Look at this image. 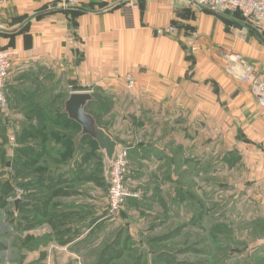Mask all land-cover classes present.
Returning a JSON list of instances; mask_svg holds the SVG:
<instances>
[{"label":"crops","instance_id":"0c3cea01","mask_svg":"<svg viewBox=\"0 0 264 264\" xmlns=\"http://www.w3.org/2000/svg\"><path fill=\"white\" fill-rule=\"evenodd\" d=\"M78 9L62 8L50 0H7L0 5V48L17 52L6 80V96L7 92L23 95L25 88L32 94L18 100L40 105L50 95L45 101H62L59 116L66 121L64 102L72 91L65 96L64 90L69 82L78 86L75 91L91 94L85 110L93 117L91 108L99 104L95 91H105L106 99L114 101L109 107L125 126L143 128L154 137L130 144L133 171L129 178L146 181L151 170L161 178L162 166L168 164L167 179L173 186L183 179L196 182L197 191L205 196L212 174L222 181L223 189L226 182H234L238 197H264V107L249 81L228 74L223 57L230 52L242 54L254 78L264 81V29L220 19L181 0H142L136 10L119 7L104 18L78 13ZM101 21L104 27L133 38L129 43L135 46L116 55L121 62L114 61L113 46L99 57ZM173 23L186 29L171 37L156 34L157 27ZM125 73L135 77L131 91L124 89ZM41 84L44 89L36 91ZM81 137L73 160H68L74 167L64 162L58 168L64 172L61 185L68 191L64 196L75 198L73 204L57 210L67 215L57 222L58 231L64 232L60 253L55 255L59 264H91L96 259L97 252L81 250L95 245L91 232L97 230L98 218L106 211V196L99 198L97 191L71 183L83 176L76 164L88 159L90 173L100 151L91 138ZM65 147L66 142L58 144L57 154ZM192 187L186 184L187 190ZM46 229L51 231V227ZM38 253L26 256L25 264H43L47 257L50 263L54 261L52 255L39 259Z\"/></svg>","mask_w":264,"mask_h":264},{"label":"rangeland","instance_id":"374dc122","mask_svg":"<svg viewBox=\"0 0 264 264\" xmlns=\"http://www.w3.org/2000/svg\"><path fill=\"white\" fill-rule=\"evenodd\" d=\"M141 1L116 3L114 0H91L89 4H81L78 13H93L104 18L119 7L136 10ZM188 5L208 11L220 19L244 23L233 12ZM103 24L101 21L99 25V57L105 56L106 48L113 46L114 61L121 62V58L117 59L116 55L120 57L122 50L135 46V43H129L133 38L121 35L116 29L104 27ZM168 25L174 26V32H166L163 30L166 26H160L156 28V34L171 37L176 36L180 29H186L178 23ZM122 82L127 91L135 87V77L131 73L123 74ZM44 87L41 84L35 90ZM22 89L25 91L23 95L7 92V107H0V264H25L26 256L38 252L39 259L48 255L54 257L51 263L47 257L43 264H59L55 255L60 253L58 244L64 232L58 231L60 227L57 222L67 218V215L59 214L57 210L64 204H73L75 198L55 194L47 186L56 180L61 182L64 173L63 170L58 171L61 164L66 162L68 168L74 167L75 164H69L68 160H73L72 156L79 149L82 137L76 125L62 121L59 116L62 101H45L50 96L47 95L42 98V105H32L27 100H18L21 96L29 98L32 94ZM74 89L79 88L69 82L65 86V96ZM95 92L99 97V104L91 108L95 120L117 140V148H128V167L123 184L129 196L118 212H109L110 160L106 159L101 150L98 151L97 162L92 164L90 173L88 159H82L81 165L76 164L77 171L83 176L71 183L86 191H97L99 198L106 196V211L98 218L97 230L91 232L92 242L96 243L90 249L87 244L81 251H100L120 229H124V235L130 238L129 248L114 264H131L138 256L142 257L145 264H152L153 255L161 251L173 253L179 261L193 264H264V197L243 194L238 197L234 182H226L223 189L222 181L218 182V176L212 174L209 176L208 195L205 196L197 191L196 182L183 179L173 186L167 179L171 173L168 164L162 166L164 174L161 178L153 175V170L146 175L150 177L146 181L129 178V173L133 171L129 158L130 144L143 139L152 141L154 137L143 128L132 130L125 126L121 117L116 116L109 107L114 101L109 100V97L106 99L107 92L99 89ZM21 105L23 107L20 110ZM19 121L23 124H19ZM61 142H66V147L57 154ZM49 146H52L50 150ZM136 171L139 172V169ZM61 184L58 186L64 188ZM186 184H194V187L187 190ZM187 191L188 199L185 198ZM174 192L176 196H173ZM16 200H19L17 206ZM97 202L100 208L103 207L102 200ZM46 227H51V231L48 232ZM35 231L40 233H33ZM42 238L43 241H39Z\"/></svg>","mask_w":264,"mask_h":264},{"label":"built area","instance_id":"2783aa9c","mask_svg":"<svg viewBox=\"0 0 264 264\" xmlns=\"http://www.w3.org/2000/svg\"><path fill=\"white\" fill-rule=\"evenodd\" d=\"M62 8L79 7L86 1L91 0H50ZM105 1V0H102ZM107 1V0H106ZM116 3L131 2L132 0H114ZM194 6H205L214 11L233 12L240 16L244 23L249 24L256 30L264 29V0H184ZM6 0H0V5ZM166 32H174V26L168 25ZM17 52L14 49H0V107H7L8 100L5 93L6 80L13 59ZM227 71L235 78L250 82L253 94L258 102L264 107V81L257 80L253 76V69L247 63L242 54L238 52L225 53ZM128 148H117L110 160L109 184L111 185L108 196V210L111 213L119 211L121 204L129 196L123 184V178L127 173L128 163L126 156Z\"/></svg>","mask_w":264,"mask_h":264},{"label":"water","instance_id":"95a60500","mask_svg":"<svg viewBox=\"0 0 264 264\" xmlns=\"http://www.w3.org/2000/svg\"><path fill=\"white\" fill-rule=\"evenodd\" d=\"M90 100L91 94L88 91H72L64 102L65 114L79 125L80 134L94 140L98 148L104 152L106 159L111 160L116 149V141L85 110ZM18 202L19 200L15 201V206Z\"/></svg>","mask_w":264,"mask_h":264},{"label":"trees","instance_id":"16d2710c","mask_svg":"<svg viewBox=\"0 0 264 264\" xmlns=\"http://www.w3.org/2000/svg\"><path fill=\"white\" fill-rule=\"evenodd\" d=\"M66 121L77 125V127L79 126L76 122L72 121L68 117ZM92 143L95 144V141L92 140ZM39 153H36L35 155H39ZM62 181L63 180H61V182ZM61 182L59 180H56V182L54 181L49 183L47 187L53 189V193L55 194L66 195L68 194V191L58 186ZM169 235L172 236V234ZM129 243V236H125L124 229H120L113 237V239L109 243L104 245L100 251L97 252L96 261L94 264H114L115 260L121 258L125 250H128ZM151 262L152 264H193L192 262L179 261L177 258H175V255L173 253H170L168 251H161L154 254ZM131 264H145V262L142 261L141 256H138Z\"/></svg>","mask_w":264,"mask_h":264}]
</instances>
